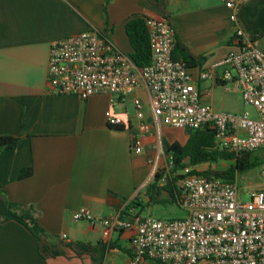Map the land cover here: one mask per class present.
<instances>
[{"label": "crops", "instance_id": "crops-1", "mask_svg": "<svg viewBox=\"0 0 264 264\" xmlns=\"http://www.w3.org/2000/svg\"><path fill=\"white\" fill-rule=\"evenodd\" d=\"M228 1L0 0V137H20L17 147L0 159V187L11 202L35 212L47 240L63 251L43 257L39 239L0 205V264H127L133 257L128 233L107 238L101 227L76 221L74 213L87 208L95 216L112 217L129 202L144 203L145 194L148 198L149 160L158 135L145 137L140 154L132 145L134 102H144L151 121L149 92L139 89L125 100L106 92L87 100L51 94L47 71L52 43L97 29L130 55L128 20L167 16L177 41L196 60L190 71L205 92L216 85L201 81L200 73L236 51ZM239 19L264 50V0H250ZM110 110L124 120L123 129L109 125ZM162 138L167 148L185 145L189 134L164 127ZM26 169L32 174L21 179ZM66 242L106 245V251L102 257H79Z\"/></svg>", "mask_w": 264, "mask_h": 264}, {"label": "built area", "instance_id": "built-area-1", "mask_svg": "<svg viewBox=\"0 0 264 264\" xmlns=\"http://www.w3.org/2000/svg\"><path fill=\"white\" fill-rule=\"evenodd\" d=\"M250 0H230L231 20L236 26L234 45L221 63L200 73L201 81H213L230 91V85L242 94L244 104L254 113L218 112L206 103L213 89L202 91L190 67L174 59L176 32L169 17L148 18L153 60L138 67L105 34L97 29L74 34L52 43L47 81L51 94L78 96L83 100L98 93H109L121 100L135 91L150 94L151 121L145 104L135 99L137 124L132 149L144 151L145 137L158 135L150 157L152 173L147 187L178 180L179 205L186 217L163 220L143 217L137 209L125 216L127 205L112 217L95 216L82 208L74 213L76 221H86L104 230L130 236L133 257L127 264H264V189L244 192L235 181L208 177L205 163H186L176 169L174 157L164 146V127L186 131L212 130L219 150L241 156L262 155L264 176V50L242 27L241 8ZM221 69V72L219 70ZM116 102V101H115ZM110 126H125L112 110L107 112ZM222 162V161H221ZM226 162V161H224ZM229 163V162H228ZM250 195L244 201L243 194Z\"/></svg>", "mask_w": 264, "mask_h": 264}, {"label": "trees", "instance_id": "trees-1", "mask_svg": "<svg viewBox=\"0 0 264 264\" xmlns=\"http://www.w3.org/2000/svg\"><path fill=\"white\" fill-rule=\"evenodd\" d=\"M147 17L134 16L130 18L126 24L127 35L129 37L133 52L129 55L131 60L140 68L148 67L152 64L153 53L150 32L147 25ZM174 59L183 60L189 67L196 64L195 58L189 53L188 49L176 39V48L174 51ZM123 129V126H119ZM189 139L185 145L178 142L167 145V152L171 154L176 163V169H182L189 163L191 166H199L205 163L219 164L221 161L232 163L230 168L224 171H214L212 169L204 172L208 177L216 176L226 181H235L238 174L251 170L258 164H262V158L254 155V153H243L237 156L228 151H221L216 144V135L212 130H197L187 131ZM20 137L15 136H1L0 137V159L10 150L17 147ZM32 174L31 169L23 170L21 179L29 177ZM163 190L167 192L168 199L163 197ZM148 205L156 203H171L179 204V187L178 180L169 182L166 186H160L158 181L150 184L147 188ZM0 205L6 208L9 213L25 224L32 233L40 241V252L45 258L56 257L62 255L63 251L58 247H53L47 240V236L43 228L40 226L35 212L24 209L20 205L11 202L6 192L0 187ZM145 204L134 200L129 202L125 208L124 215L131 216L129 211L131 209L144 210ZM141 210V211H142ZM141 215V212L139 211ZM65 247L72 250L77 256L84 255H99L102 257L106 251V245L92 246L91 244L83 242H66Z\"/></svg>", "mask_w": 264, "mask_h": 264}, {"label": "rangeland", "instance_id": "rangeland-1", "mask_svg": "<svg viewBox=\"0 0 264 264\" xmlns=\"http://www.w3.org/2000/svg\"><path fill=\"white\" fill-rule=\"evenodd\" d=\"M231 90L227 91L224 86L217 85L213 89V95L207 102L208 105L213 107L218 112L232 113V114H242L245 111L254 113V108L251 106H246L243 101L242 94L234 89L233 85H230ZM179 137V135H178ZM184 138V136H183ZM182 140V139H181ZM254 155L261 157L260 153H255ZM232 163L220 162L219 164H214L213 166H205L204 169L214 170V171H224ZM238 184L244 192L248 191H258L264 189V176L262 175V164L258 161V164L251 170L240 173L237 176ZM163 197L168 199V194L163 190ZM242 198L244 201L250 200V195L243 194ZM143 202L145 203V209L140 210L143 217H155L163 220H177L186 217V211L178 204L171 203L167 201L166 203H156L148 205V198L146 194L144 195Z\"/></svg>", "mask_w": 264, "mask_h": 264}]
</instances>
